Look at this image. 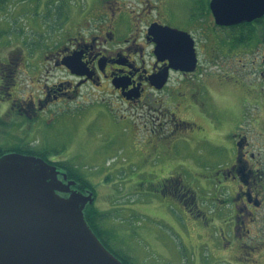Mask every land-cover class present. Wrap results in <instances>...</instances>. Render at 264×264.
<instances>
[{
    "label": "rangeland",
    "instance_id": "1",
    "mask_svg": "<svg viewBox=\"0 0 264 264\" xmlns=\"http://www.w3.org/2000/svg\"><path fill=\"white\" fill-rule=\"evenodd\" d=\"M103 1L0 0V60L9 50L20 47L23 56L33 54L30 58L34 59L41 48L62 40L74 20L94 14ZM170 9L177 19L185 12L189 19V6L184 1L171 4ZM193 17L198 21V13ZM196 27L194 37L202 73L193 78L198 81L197 90L191 91L196 95L191 103L193 113L183 116L195 125L175 144L144 133L138 115L141 111L137 113L124 103L115 105L109 96L92 92L82 105L57 109L47 116L44 127L28 138L30 141L40 137L30 148H40L49 162L70 166L92 186L94 199L90 209L99 214V239L129 264H264V205L253 237L246 240V244L257 247L248 256L241 254L235 232H222L225 221L231 224L230 205L218 208L211 203L212 199L232 202L231 191L235 188L228 187H238L233 176L226 178L223 174L234 161L237 146L232 135L242 132L248 137L254 159L264 169L260 93L256 92V96L252 89L239 86L232 79H217L220 75H235L233 79L243 82L249 74L258 83V73L250 66L253 55L224 57V42L215 67L211 63L215 54L210 31L198 30V23ZM22 54L14 53L12 63H22ZM18 67L25 70L24 62ZM45 75L42 72L28 77L17 71L19 96L36 91L37 80L46 81ZM247 80L245 84L252 86L253 81ZM173 84L170 81L166 87ZM17 122L15 116L8 120L0 117V146L10 148L16 143L12 136ZM172 174L182 175L184 183L194 190L197 205L199 202L208 223L187 209L188 216L180 215L175 199L154 188L159 178L173 177ZM207 190L212 197H207ZM262 196L264 200V189ZM216 203L220 205L219 201ZM238 256L248 261L238 262Z\"/></svg>",
    "mask_w": 264,
    "mask_h": 264
},
{
    "label": "flooded vegetation",
    "instance_id": "2",
    "mask_svg": "<svg viewBox=\"0 0 264 264\" xmlns=\"http://www.w3.org/2000/svg\"><path fill=\"white\" fill-rule=\"evenodd\" d=\"M182 1L189 6V19L186 12L184 15L179 14L177 19L170 9L171 4ZM211 1L104 0L94 14L74 20L70 32L61 36L62 40L54 41V45L48 46L49 48H41L34 59L30 58L33 54H28L29 57L23 56L21 47L9 50L0 60V94L3 95L0 96V117L8 120L15 116L21 123L17 122L14 126L12 139L16 143L10 148L0 146V151L22 153L23 149L31 147L34 141L40 139L39 137L28 141L36 130L40 131L44 127L47 116H51L57 109L82 105L84 100L88 101L92 97V92L109 96L115 105L124 103L137 113L141 111L138 115L144 133L168 139L170 144H175L179 137L187 135L195 125L192 120L188 121L183 116L184 113H193L191 103L196 95L191 91L197 90L198 84L192 76L202 73L194 37L197 23L198 30L210 31L215 54L211 63L215 67L219 61L220 46L224 45V42L227 45L224 57L253 55L250 66L258 73V83L253 81L249 74L245 75L243 82L235 80L234 72H231L234 76L220 75L217 79H232L239 86L244 85L247 89H252L256 96V92H259L258 102L263 112L259 120L264 123V15L249 22L219 25L210 9ZM196 13L198 21L193 17ZM152 26L156 27V30L150 31ZM159 27H168L191 36L194 40L197 66L193 73L170 67L166 85L170 81L174 84L156 90L153 85L156 75L170 65L168 59L158 61L154 53L155 40L162 31ZM173 35L181 37L180 33ZM14 53L22 54L25 70L18 67L23 62L12 63L15 60L12 59ZM17 71L25 73L28 77L30 74L44 72L46 81L40 83L37 80L36 91L19 96L20 88L15 82ZM47 79L51 81L48 82ZM247 79L253 81L252 86L245 84ZM255 120L258 121L257 117ZM136 130L140 132L137 127ZM232 136L237 146L234 161L223 170V174L238 179L240 187L234 191L232 202L222 199L219 201L220 205L213 201L211 203L218 208L230 205L231 224L228 225L225 221L222 232H235L239 236L240 241H237V244L241 254L249 256L257 248L246 244V240L253 237V230L257 227L263 209L264 169L261 168V162L254 159V153L250 150L252 143L248 137L242 132ZM158 143L159 141L155 142L156 146ZM61 173L58 176L60 179ZM67 180L70 179L67 177ZM157 181L154 187L156 190L160 189L164 194L178 198L192 216L208 221L199 202L197 205L194 190L182 183L180 175L159 178ZM71 189L87 193V190L75 186ZM237 260L246 262L248 258L242 261L238 256Z\"/></svg>",
    "mask_w": 264,
    "mask_h": 264
},
{
    "label": "water",
    "instance_id": "3",
    "mask_svg": "<svg viewBox=\"0 0 264 264\" xmlns=\"http://www.w3.org/2000/svg\"><path fill=\"white\" fill-rule=\"evenodd\" d=\"M210 9L219 25L249 22L264 15V0H212ZM159 28L154 53L158 61L168 59L170 65L156 75L157 90L165 85L170 67L191 73L197 63L189 34ZM59 173L39 157L17 153L0 157V264H123L85 221L83 210L92 203L91 194L71 190L75 182L63 183ZM62 178L66 180V174Z\"/></svg>",
    "mask_w": 264,
    "mask_h": 264
},
{
    "label": "trees",
    "instance_id": "4",
    "mask_svg": "<svg viewBox=\"0 0 264 264\" xmlns=\"http://www.w3.org/2000/svg\"><path fill=\"white\" fill-rule=\"evenodd\" d=\"M5 152H7V151H0V156L2 154H4ZM21 152L26 154V155H32V156L41 157V158L45 159V156H44V154L42 152H40L38 150H34V149L30 148V147L23 149ZM56 164L58 166L64 168L67 171L68 178L74 179V180H76L77 182L80 183L79 188L84 189V190L87 189V190H90V191L93 192L92 186H90V184H88L79 175H77L75 173V171L70 166H67V165H65L63 163H56ZM98 216H99L98 212H96L94 210H91L90 206H87L85 208L84 217H85L87 223L89 224V226L92 228V230L97 234V236H99L101 234L100 228H99V226H98V224L96 222ZM103 244L106 246L105 243H103ZM115 255L117 256V254H115ZM121 260H122V262L124 264H129V262L126 259L121 258Z\"/></svg>",
    "mask_w": 264,
    "mask_h": 264
},
{
    "label": "crops",
    "instance_id": "5",
    "mask_svg": "<svg viewBox=\"0 0 264 264\" xmlns=\"http://www.w3.org/2000/svg\"><path fill=\"white\" fill-rule=\"evenodd\" d=\"M197 83H198V81H197ZM168 153V152H167ZM192 167H193V171H196L195 170V168H194V166L192 165ZM178 171V170H177ZM172 175H174V176H178L179 174H172ZM181 176V178H182V175H180ZM225 177L226 178H229V177H231V176H227V175H225ZM182 180V179H181ZM183 182H185V180H184V178H183V180H182ZM236 181L238 182V186H239V181H238V179H236ZM215 183V182H214ZM218 183V182H217ZM229 188V190L231 189V188H235L233 191H231V192H233L234 193V191H236L237 189H238V187L237 186H235V187H228ZM209 189H213V187L211 188H209ZM207 197L208 198H210V197H212L213 196V194L210 192V190H207ZM218 199L219 198H222V197H217ZM175 199V201L176 202H174V204L177 206V210H178V212H179V214L180 215H184L185 217L186 216H188V214H187V211H186V208L176 199V198H174ZM213 200H215V199H213ZM216 220V219H215Z\"/></svg>",
    "mask_w": 264,
    "mask_h": 264
}]
</instances>
